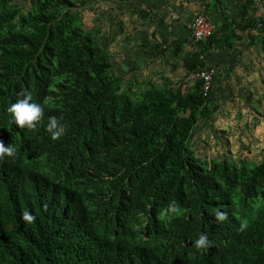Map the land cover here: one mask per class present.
Wrapping results in <instances>:
<instances>
[{
  "label": "trees",
  "instance_id": "16d2710c",
  "mask_svg": "<svg viewBox=\"0 0 264 264\" xmlns=\"http://www.w3.org/2000/svg\"><path fill=\"white\" fill-rule=\"evenodd\" d=\"M212 1L200 5L225 21L185 55V75L134 90L74 0H0V141L16 152L0 162V264H264V160H202L191 147L237 63L222 70L206 52L242 39L264 52V20L250 16L264 0H238L236 16ZM211 67L205 92L195 74ZM64 74L73 80L56 82ZM22 92L43 108L34 129L7 112ZM52 116L65 125L57 140ZM202 233L211 244L197 249Z\"/></svg>",
  "mask_w": 264,
  "mask_h": 264
},
{
  "label": "rangeland",
  "instance_id": "374dc122",
  "mask_svg": "<svg viewBox=\"0 0 264 264\" xmlns=\"http://www.w3.org/2000/svg\"><path fill=\"white\" fill-rule=\"evenodd\" d=\"M74 1V10L79 12L84 28L101 30L99 37L101 44L111 53L112 70L121 75L127 85L140 90L142 84H149L151 80L160 81L162 76L152 77L142 71L136 47L126 53L125 48L114 40L115 14L112 12L115 0ZM11 3L24 10L32 7L30 0H11ZM235 6H229L231 13L237 11ZM253 14L260 15L264 20V2H259L250 16ZM248 50L253 62L236 73L224 76L216 100L218 109L212 113L210 120L200 122L194 130L191 147L202 160L226 158L237 164L244 160L248 168L264 160V52L259 44L250 46ZM172 79L178 81L176 77ZM72 80L66 74L56 77V82ZM257 200L251 204L256 207L263 204L261 198Z\"/></svg>",
  "mask_w": 264,
  "mask_h": 264
},
{
  "label": "crops",
  "instance_id": "0c3cea01",
  "mask_svg": "<svg viewBox=\"0 0 264 264\" xmlns=\"http://www.w3.org/2000/svg\"><path fill=\"white\" fill-rule=\"evenodd\" d=\"M222 4L226 7L237 5L235 8L238 9L234 8L237 11L231 15L238 14V0H222ZM199 5L200 0H115L112 12L115 14L113 38L125 48L126 53L136 47L144 73L152 77L160 75L161 79L165 76H184L185 55L196 48L188 25ZM211 14L212 19L217 21V27L225 21L220 7L213 8ZM255 44L258 43L250 44L242 39L236 40L229 48H219L215 45L206 52V62L223 70L237 61L228 75L236 73L244 65L253 62L250 60L251 53L248 49ZM160 81L157 83L160 84Z\"/></svg>",
  "mask_w": 264,
  "mask_h": 264
},
{
  "label": "clouds",
  "instance_id": "9594fccd",
  "mask_svg": "<svg viewBox=\"0 0 264 264\" xmlns=\"http://www.w3.org/2000/svg\"><path fill=\"white\" fill-rule=\"evenodd\" d=\"M21 95L23 98H19L12 103L7 108V112L11 114L12 122L19 128L34 129L42 120L43 108L40 104L32 100L30 93L22 92ZM61 120L62 117L57 118L56 116H52L45 125V131L50 135L52 140H57L65 134V125L61 123ZM15 156L16 152L14 147L10 145L5 146L4 142L0 141V162H3L6 158L15 159ZM215 215L221 221L226 218V213L219 211ZM20 219L28 225L33 223L36 217L30 211L24 210L21 213ZM193 243L197 249H201L210 246L211 241L206 234L202 233Z\"/></svg>",
  "mask_w": 264,
  "mask_h": 264
},
{
  "label": "built area",
  "instance_id": "2783aa9c",
  "mask_svg": "<svg viewBox=\"0 0 264 264\" xmlns=\"http://www.w3.org/2000/svg\"><path fill=\"white\" fill-rule=\"evenodd\" d=\"M192 40L197 45L198 42L205 41L210 38L217 30L216 22L210 17L206 5L201 4L194 17L188 25ZM216 69L214 67L203 69L195 74V78L203 80V88L205 92L209 91L213 82Z\"/></svg>",
  "mask_w": 264,
  "mask_h": 264
}]
</instances>
